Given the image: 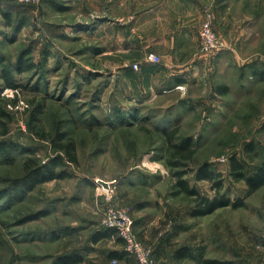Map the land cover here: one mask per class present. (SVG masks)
Listing matches in <instances>:
<instances>
[{
	"label": "rangeland",
	"instance_id": "1",
	"mask_svg": "<svg viewBox=\"0 0 264 264\" xmlns=\"http://www.w3.org/2000/svg\"><path fill=\"white\" fill-rule=\"evenodd\" d=\"M108 1L60 0L68 9L64 12L41 2L24 14L16 9L12 27L0 14V121L7 122L3 111L13 117L0 141L20 145L14 162L0 164V264H51L86 244L96 250H88L82 264H138L105 259L107 251L124 249L117 234L90 244L92 234L104 229L109 204L131 210L138 238L152 247L156 264L183 246L197 255L204 249L206 258L264 264V188L251 193L231 173L233 158L250 174L264 162V76L256 78L249 67L264 63V0H229L220 19L216 0H209L202 24L187 25L192 32L184 49L192 54L165 58L187 66L182 72L176 68L185 81L177 88L160 87V71L152 85L144 83L145 57L159 55L161 63L154 66L164 59L156 49L135 61L139 70L132 67L134 49L126 53L122 47L131 30L120 21L129 8L120 2L112 14ZM210 15L223 50L202 54L200 29ZM20 21L24 27L16 32ZM139 25L140 42L158 46L157 24ZM26 51L24 61L33 69L19 73L15 67ZM6 66L15 78L13 88L3 78ZM126 68L134 74L128 76ZM217 84L229 85V94L215 96ZM39 106L43 115L32 132L29 125ZM178 126L176 143L191 135L197 149L193 162L180 169L172 167L164 136ZM59 132L67 136L64 143L75 144L78 164L54 148ZM60 155L64 162L57 172L65 176L38 185L22 200L12 195L4 204L3 190L23 176L25 161L45 164ZM203 164L221 175L222 193L242 207L191 216L193 199L177 192L175 174L186 170L190 186L213 198L212 183L196 180ZM103 186L113 189L111 199ZM36 213L45 215L25 220ZM175 233L182 241H175Z\"/></svg>",
	"mask_w": 264,
	"mask_h": 264
},
{
	"label": "trees",
	"instance_id": "2",
	"mask_svg": "<svg viewBox=\"0 0 264 264\" xmlns=\"http://www.w3.org/2000/svg\"><path fill=\"white\" fill-rule=\"evenodd\" d=\"M10 1L14 2L15 0H0V14L4 19H6L8 26L12 27L14 26L13 12H15L16 9H18L21 11V14H24L27 10L30 9V8L27 9V7L33 5L21 4L15 1L19 4L18 5L17 3L14 4L13 2ZM58 2L60 1L43 0L42 4L50 3L54 10L60 12L61 11L64 12L68 10L66 7H63L66 6L65 3H61L60 5V3ZM23 27H24V22L20 21L15 25V31L20 32ZM29 52L30 51H26L22 53L21 56L19 57L17 67H15L17 72L22 73L26 70L33 69V65H30L31 64L30 62L27 63L26 61H24V57L26 55H29ZM256 63L257 62H255V64L250 65L249 67H251V69L253 70L252 72L256 78H261V77L263 78L264 63H259V64L257 63L258 65ZM4 73L5 74L3 75V78L6 80V86L13 88L16 85L15 78L13 77L7 66L4 67ZM184 83H185L184 80L178 79L177 84H175L174 87L182 86L181 84ZM229 92H230V86L227 84H217L213 87L214 95H219L224 97L227 96ZM184 103L186 102L184 101ZM208 106L209 105H207V107ZM36 113L33 115L34 117H32L31 123L29 125L32 132L33 130H35L33 124L35 122H39L41 116L43 115V106H39L36 109ZM3 114L4 116H6L7 122L3 123L2 121H0L2 127V130L0 131V136H7L9 134L8 124L12 122L13 117L8 111H3ZM204 118H208V116H205ZM180 134H181V129L179 126L171 130L164 131V136L167 145L169 147L170 152L172 153L173 159L175 160L173 161L172 167L178 169L189 166V164L193 162L197 153V149L194 148L195 145L194 139L190 138L192 137L191 135H189L190 137L183 138L178 143H176L178 136H180ZM66 138L67 136L65 133L59 132L58 139L60 140V143L55 144L54 148L60 153L64 154L68 162H71L73 164H78L76 146L72 142L64 143V141H66ZM19 149H20V145H18L17 143L9 142V141H0V164L5 162H14L15 153L18 152ZM63 162H64V158L61 155L51 159L48 163L45 164H41L33 159H29L25 161L23 168V176L9 181L11 186L3 190V193L6 195L4 204L5 202H9L8 200H11L12 195H16L15 197L16 200H22L25 195L32 192L38 185L65 176V174L57 172V168L59 166H62ZM231 173L237 180L244 181L249 187L251 193L257 192L262 188H264V162H262L261 165H259V167L256 169L254 173L250 174L247 172L244 163H241L239 160L233 158L231 163ZM186 174L187 172L184 169H181L176 172L175 175L177 178V182L175 188H177L178 193H183L188 198L193 199L194 207L191 213L192 217L208 216L214 214L216 211L222 208H226V207L240 208L244 205V203L242 202H234L231 198H229L227 195L222 193L223 182L221 179V175L216 173L214 170H211L208 164H203L196 170V180L212 183L213 190L215 191V196L213 198L208 196H203L198 190L192 188L189 182L185 179ZM44 215L45 213L30 214L25 216V220L28 221L36 220ZM115 235H116L115 230L104 227V229H101L100 231H97L92 234L90 238L91 241L90 244L97 245L102 240L110 238ZM84 247L85 248L82 250L72 249L70 252L55 257L51 264L85 263L87 257L85 256L86 252H88V250H95V247L90 246L88 244H86ZM204 253L205 250L203 249L201 253L197 255L196 251L193 248L183 246L175 251L174 257L179 260L190 259V260L198 261L201 264H238L233 260H219V259L206 258L204 256L205 255ZM105 259L116 260V261H124V260L131 261V259L135 260V258L127 254L124 251V249L107 251L105 253Z\"/></svg>",
	"mask_w": 264,
	"mask_h": 264
},
{
	"label": "crops",
	"instance_id": "3",
	"mask_svg": "<svg viewBox=\"0 0 264 264\" xmlns=\"http://www.w3.org/2000/svg\"><path fill=\"white\" fill-rule=\"evenodd\" d=\"M68 1L69 0H67V2ZM108 2L110 4L112 14H115L114 9H118V7L120 6V2L122 7L129 8L127 16H124L121 20H119L123 22L127 31L129 29L131 30L129 31L130 33L127 36L128 38L124 39L122 47H124L123 52L126 53H130L131 49H134L133 51H131L133 53L129 54L130 59H132L133 56H137V58L132 59V64H134L137 59H144L149 51L156 49H158L159 54L164 59L163 63L160 66L144 64L142 68V72L144 73V83H146V85H152L154 73H156V71H160V73L163 74V77L160 81V87H174V85L177 84L178 79L183 80L179 75H176V72L178 71L176 68H181L182 70L180 72H182L186 70L185 68L187 66H177L171 63V61H166L165 58L176 57L177 55L190 56L192 54V51L184 49L187 45L186 42L189 41V37L191 36L190 33L192 32L191 30L189 31L187 25H189L192 20L198 21L199 23L203 22V8L209 3V0H109ZM228 2L229 0H216L215 11L219 19L223 17L224 14L222 13H224L225 7L226 9L228 8ZM221 9L223 10L222 13L220 12ZM148 21H153L154 24H157L158 26V39L160 41L158 46L149 44L148 42L143 45L142 43L144 42H140V40L138 39L139 35L138 29L136 30V27L139 28L140 22L143 24ZM95 22L96 21H94V23ZM100 22V26L102 28L103 20ZM146 36H148V34H146ZM117 37L116 39L118 40ZM131 69L132 68L125 69V72L129 74L128 76L134 74ZM215 96H217L218 98L221 97L219 95ZM145 232L146 234H149L148 229H146L144 233ZM180 236L181 233H175L176 242L181 240L182 237ZM164 246H166V244ZM176 250L177 249H174V252ZM174 252H172V255H170V257H166L167 259H157V264H200L198 261L190 259H176L173 254Z\"/></svg>",
	"mask_w": 264,
	"mask_h": 264
},
{
	"label": "built area",
	"instance_id": "4",
	"mask_svg": "<svg viewBox=\"0 0 264 264\" xmlns=\"http://www.w3.org/2000/svg\"><path fill=\"white\" fill-rule=\"evenodd\" d=\"M18 3L26 5H37L42 0H15ZM201 53L209 54L216 51H222V43L219 35L214 29L212 16L204 22L200 29ZM145 63L158 65L161 58L155 53L148 54ZM135 70H139L140 64L132 65ZM105 196L111 199L113 189L111 187H102ZM102 226L113 229L123 243L124 251L134 257L138 264H156L153 249L145 245L135 231V220L131 210L128 207L109 204L103 212ZM163 236V233L160 235Z\"/></svg>",
	"mask_w": 264,
	"mask_h": 264
}]
</instances>
